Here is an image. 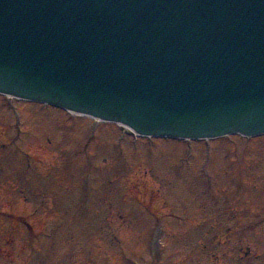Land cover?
I'll list each match as a JSON object with an SVG mask.
<instances>
[{"label":"rangeland","instance_id":"obj_1","mask_svg":"<svg viewBox=\"0 0 264 264\" xmlns=\"http://www.w3.org/2000/svg\"><path fill=\"white\" fill-rule=\"evenodd\" d=\"M0 264H264V136L143 138L0 94Z\"/></svg>","mask_w":264,"mask_h":264},{"label":"water","instance_id":"obj_2","mask_svg":"<svg viewBox=\"0 0 264 264\" xmlns=\"http://www.w3.org/2000/svg\"><path fill=\"white\" fill-rule=\"evenodd\" d=\"M0 93L144 137L264 134V0H0Z\"/></svg>","mask_w":264,"mask_h":264}]
</instances>
